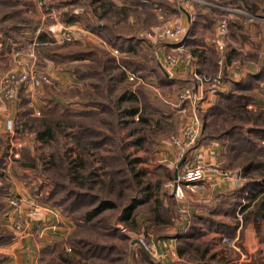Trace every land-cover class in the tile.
<instances>
[{"label":"rangeland","instance_id":"obj_1","mask_svg":"<svg viewBox=\"0 0 264 264\" xmlns=\"http://www.w3.org/2000/svg\"><path fill=\"white\" fill-rule=\"evenodd\" d=\"M137 1L106 0L110 7L94 10L91 0H49L54 9H81L82 27L97 22L106 35L116 37L113 46L98 34L77 41L47 35L39 39L47 18L34 1L0 0V79L14 69V61H20V72L31 69L48 78L38 88L25 85L14 88L9 99L0 98V264L208 262L206 251L213 254L220 234L233 238L231 228L217 226L211 211L219 206L210 201L203 215L208 222L197 232L202 219L191 213L213 193L205 191L206 183L198 189L181 185L183 197L178 198L166 186L195 160L202 161L213 178L236 179L226 193L229 211L234 191L252 180L232 213L242 222L239 236L234 243H224L237 249L229 259L264 264V215H254L256 200L264 194L257 184L262 176L249 167L244 170L251 162L264 165V140L254 134L255 128L264 127V104L230 112L226 118L220 108L213 112L219 100L214 89H222L227 81V66H239L241 77L230 86L236 89L234 95L249 96V101L255 97L253 88L260 79L253 81L244 69L253 62L260 75L264 73V36L250 41L249 50H235L227 66L226 51L233 49L228 42L231 18L264 22V0H230L222 13L220 0ZM165 27H179L182 33L175 39L161 38L157 33ZM139 37L143 39L137 42ZM41 49L67 57L50 60ZM89 51L92 57L71 58ZM159 65L174 81L160 83L153 69ZM187 88H192L191 97L182 99ZM123 95H134L137 101L131 103ZM44 98L69 110L65 115L42 113ZM133 107L137 113L128 115ZM7 120L12 131L5 128ZM47 129L50 136L43 140L38 132ZM189 129L196 130L197 139L203 134L209 140L197 147V139L190 143ZM217 141L221 148L214 162L198 157L201 146ZM11 197L20 198V205L13 207ZM99 201L113 206L85 220L84 212ZM133 203L137 205L130 220H122ZM43 207L56 210L60 222L35 220ZM210 230L216 235L207 240ZM185 234L190 238L177 241L170 253L161 246V239Z\"/></svg>","mask_w":264,"mask_h":264},{"label":"crops","instance_id":"obj_2","mask_svg":"<svg viewBox=\"0 0 264 264\" xmlns=\"http://www.w3.org/2000/svg\"><path fill=\"white\" fill-rule=\"evenodd\" d=\"M121 1L124 2V0H121ZM72 2H73V0H72ZM142 2H144V0H138L137 1V3H142ZM229 2H231V1L230 0H222V1L220 0V3L218 5L219 6L221 5L219 7L221 13L224 10L221 7H224ZM92 4H93V8L99 6L95 2H93ZM70 8H73V7H70ZM65 9H67V7L63 8L64 11H65ZM77 10H79V9H76L75 12L81 18L83 16V13H82L81 9L79 10V12H77ZM255 18L256 17H245L244 19H236L234 17L231 18L232 20L230 21V28H229L230 31H229V35H228V42L232 46L233 49H231L232 55L230 54L231 52L229 53L228 50L226 51V55H228V58L226 56V59H227L226 60V66L229 64L230 59L235 58L236 55H234V54L237 53L235 50H237L239 52L242 50H244V51L249 50V44L248 43L250 41H256V38L258 36H262V35L264 36V22H259ZM79 19L76 20L73 24H71L69 26H73V27L74 26H79V27L82 26ZM48 20H50V19L47 18L44 20L46 22L45 32H46L47 36L57 39V37H59L61 30L63 29V26H66V25L63 24L61 21H59V22L53 21L52 24L48 25L50 23V22H48ZM257 23L260 24V26H261L260 29L259 28L257 29ZM56 27H57V30H56ZM258 30H262L261 34L257 33ZM91 34H93V33H91ZM82 36H84V35H82ZM85 36L87 38H93L94 37L91 35H89V36L85 35ZM141 39H143V38L139 37L136 39V41H141ZM238 43H240V45ZM252 64H253V62H251L250 65H248L244 69L245 74H249V77H253V79H252L253 81L260 79V83L258 84V86L253 88V93L255 94V97H253V99L250 100L251 102L249 101L247 103L246 107L247 108L253 107L255 109L258 105L264 104V73L262 75H260V73H259L260 69H257V67L255 65H252ZM230 67H231V65L227 66L225 69V73L228 77H227V81L224 82V85L222 88V90L224 92L225 91L226 92L231 91L230 86L234 85L235 82L241 77L239 74V66H235L234 68L229 69ZM240 70H241V68H240ZM254 76L255 77L257 76V78H255ZM234 90H236V89L233 88L232 91H234ZM221 116H223V118H226L227 113H223V115H221ZM2 130L3 129L1 128L0 131H2ZM227 135H228V133H227ZM222 137H223V135H222ZM220 148H221V145H220V143L218 144V141H217V143H215V144L213 143V144H208L206 146L205 145L201 146L199 148L197 154H198V157L200 159H203L204 161L214 162L217 158V153H219ZM172 155L174 156L173 152H172ZM221 179H223V180L220 181ZM221 179L213 178L212 173H207V181L205 182L206 183L205 191L207 193L212 192L213 197L208 198L209 200L206 199V201L203 204L198 205L196 208H194V210L191 214H194L195 216L202 219L201 220L202 224H200L199 229L197 231L199 233V231L201 232V227L205 226V223L208 222V220H206V219L204 220L205 216H203V215H204V212H206V213L209 212L210 202H211V205H213V206L217 204L219 206L218 210L217 211H211V214L215 215L218 218V221L216 224L218 227L222 228V230H225L228 228L232 229V231H233V238L232 239H233V243H234L235 238L239 236L240 229L242 226V222L241 221L238 222L239 220L234 218L235 215L234 216L232 215L233 211L231 212V211L226 209L227 208L226 193L228 191L233 190L234 185L236 183V181H235L236 179H234L233 177H228V176L221 178ZM12 181H14V180H12ZM257 197H258V195H257ZM59 217H60V215L58 214V212L56 210H54L52 208L47 209V207H43V208H40V210L37 212L35 220H37V221L40 220L44 223H46L47 221L57 223V222H55V220H58V222H60L61 218L59 219ZM232 219L234 221H232ZM253 221L254 220L249 221V224H253ZM38 224L39 223H37V225ZM256 225L258 226V224H254L255 227H256ZM210 231H207V234H206L207 240L215 237V235H216L215 231H211V232ZM188 238H190V237L185 234V235H180L178 238L174 237L173 239H169V238L164 239L163 238L160 241H161V246L164 248L168 247V253H170L171 249L177 244V241L183 242V241H186ZM231 240L227 239L226 237L222 238V234H220L218 242L214 245V247L212 249L213 254L211 253V255H210V253H208V251H206L209 260H208V262H205L204 264H232V263L236 264L237 262H235V261L237 260V258L233 257L232 259H229L228 254H230L232 252V250L235 251L237 249L233 245L228 244V246H227V243H224V242H229ZM171 242H173V243H171ZM34 247L38 249L36 244L34 245ZM31 248H33V247L31 246ZM235 252H234V255H235ZM241 259L238 261L239 264H240Z\"/></svg>","mask_w":264,"mask_h":264},{"label":"trees","instance_id":"obj_3","mask_svg":"<svg viewBox=\"0 0 264 264\" xmlns=\"http://www.w3.org/2000/svg\"><path fill=\"white\" fill-rule=\"evenodd\" d=\"M50 1H52V0H50ZM93 2H95L99 6H101V8L103 10L105 9L104 8L105 5L108 6V7H110V5L106 3V0H91V3H93ZM50 5L52 6L51 3H50ZM94 8L96 9V7H94ZM79 18L80 17H78V14L75 11H72L71 8H70V9L65 10V11L63 10V13H62V15L60 17V21L63 24H65L66 26L67 25L69 26V25L73 24L76 20H78ZM88 26L89 27L87 29L91 33L98 34L103 40H105L106 42H109L113 46H115V44H117V42L115 41L116 40V37H114L112 35L111 36L110 35H106V33H105L106 31L101 30V28H100L101 25H99L97 22H92V21H91V23L88 22ZM193 31H194V29L192 30V32ZM193 34L194 33H192L191 35L193 36ZM45 35H47L46 32L43 33V35H39V39L45 38ZM84 36L78 35L77 37H75V39H72V40L73 41H77V40L85 39V38H83ZM65 41H69V40H65ZM70 42H72V41H70ZM65 44L66 43H63L62 45H65ZM136 45H137V43H136ZM119 47L121 48L122 46H119ZM46 50L45 49H41L42 54H44V56L46 58L50 59V60L58 61V60H63V59H60L62 57H67L65 54L58 53L57 50H56L57 53H52L51 52L52 49H49L47 52H45ZM92 56H93V53L91 51H89L86 54H76V53H73V55L71 56V58L72 59H74V58L75 59H84L86 57L89 58V57H92ZM158 67L159 68H156L155 67L153 69L155 71H157V73L159 74V79L162 80V82L160 81L161 84L171 83L170 80H173L174 81V79H170V78L168 79L167 75L160 68L161 67L160 65ZM159 69H161V70H159ZM159 71L163 72L162 75H161V73ZM250 79H252V78L250 77ZM214 92L217 94L219 100L216 101L215 104H217L218 107L217 108H214L213 112L216 111L219 108L223 110V112H222V110L220 111V112H222V114L223 113H227V114L229 113L230 114V112H233L234 113V111H238V110H240L241 112L248 111L247 110L248 108L246 107V105L249 102V99H250L249 96H242V95H238V94L234 95V92L233 91H227V92L225 91L224 92L222 89H216V88L214 89ZM122 98H124V100H128V101L130 100L131 103H135L137 101L136 100V97L134 95H127V97H125L123 95ZM43 101H44V106L41 107V112L42 113H54V112H58L59 115H61V114L62 115H65L66 112H67V110H69L68 106L65 107V106L61 105L58 101L52 100L51 98H44ZM214 105H212L209 108V110L211 108H213ZM134 113H137V109L135 107L130 108L129 110H127V114L128 115H132ZM240 130L241 131H248V130H246L243 127L240 128ZM254 131H256V133H254V134H257L258 137H260L261 139L264 140V127L263 128H255ZM38 134H39L38 136L41 139H43V140H45L47 137L50 136V132H49L48 129L45 130V131H43V132H41V133L39 131ZM208 140H209L208 138H206L205 136H203V134H201V136L196 141V146L198 147V146H200V143L202 141L204 142V141H208ZM248 167H249L248 171L253 169L255 171H258L259 174H261L262 179L260 181L257 180V184L260 187V190H263L264 189V182H263L264 181V165H263V163H260V162H253L252 163L251 162L249 165L244 166V170H247ZM250 181H252V180H249V182H247L241 189H238V191L237 190L234 191L233 194L237 195L236 198H235V200H234V202H233L234 207L237 204V200H238L237 198L239 197V194H241L249 186V183L252 184ZM256 201H255L256 202V204H255L256 210L254 211V215H261V216H263L264 215V194L262 196L258 197V199ZM45 203L46 202H44V204ZM136 205H137V203H133L132 205H130L128 208H126L124 210L123 216H122V220H124V221L130 220L131 215H132L133 208ZM110 206H113L110 202H101V201H99V203H98L97 206H95L93 208H90V210H87V211L84 212V219L85 220H91L93 217L97 216L104 209L110 208ZM234 207H233V209H231V211H234ZM63 213H64V215H67L66 212H63Z\"/></svg>","mask_w":264,"mask_h":264},{"label":"built area","instance_id":"obj_4","mask_svg":"<svg viewBox=\"0 0 264 264\" xmlns=\"http://www.w3.org/2000/svg\"><path fill=\"white\" fill-rule=\"evenodd\" d=\"M35 5L38 7L39 10L42 11V17L43 18H51L53 21L59 22L60 17L63 13V8L60 9H54L51 5L49 0H33ZM45 20V19H44ZM224 23V21H223ZM223 25V24H222ZM182 33V30L174 27H165L160 32L158 31V36L161 38H168V39H175ZM59 35L61 38L60 41L68 40L72 37H76L78 35H91V32L82 26H63V29ZM217 47L222 49V44L216 43ZM14 69L12 71L8 72L6 75H4L0 79V98H6L9 99L14 95V88L15 90L18 88H21L22 86L27 85V87H31L33 89L40 87L44 82H48V78L46 76L42 75H36L33 73V71L30 69V71L27 72H20L21 70V63L20 61H14L13 65ZM192 88H187L180 97L182 99H188L191 97ZM1 100V99H0ZM5 128L7 131H12V123L10 120H7L5 122ZM189 137H190V143L197 139L198 133L195 129H189ZM192 144H187V146H190ZM17 155V154H16ZM15 155V156H16ZM207 167L203 164L200 160H195L193 162H190L184 166V169L181 171L180 175L177 179H174L173 181H169L166 183V186L172 190L175 187V196L178 198L183 197L182 190L180 186H185L189 189H198L207 181ZM10 204L13 205V207H17L21 203V199L18 197H11ZM31 214L35 213V208L30 212ZM249 234V233H248Z\"/></svg>","mask_w":264,"mask_h":264},{"label":"water","instance_id":"obj_5","mask_svg":"<svg viewBox=\"0 0 264 264\" xmlns=\"http://www.w3.org/2000/svg\"><path fill=\"white\" fill-rule=\"evenodd\" d=\"M176 176H177V174H175V176H174V178H176ZM173 191V193L172 194H175V187L172 189ZM138 241V240H137ZM139 242V241H138ZM140 243V242H139Z\"/></svg>","mask_w":264,"mask_h":264}]
</instances>
